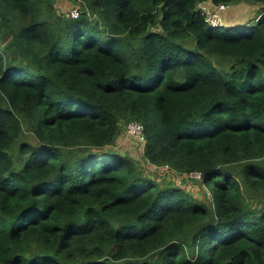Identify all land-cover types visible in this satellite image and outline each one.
Masks as SVG:
<instances>
[{
	"label": "trees",
	"instance_id": "1",
	"mask_svg": "<svg viewBox=\"0 0 264 264\" xmlns=\"http://www.w3.org/2000/svg\"><path fill=\"white\" fill-rule=\"evenodd\" d=\"M74 1L0 0V264H264V6L214 28L202 4L242 0ZM132 121L209 199L105 149Z\"/></svg>",
	"mask_w": 264,
	"mask_h": 264
},
{
	"label": "rangeland",
	"instance_id": "2",
	"mask_svg": "<svg viewBox=\"0 0 264 264\" xmlns=\"http://www.w3.org/2000/svg\"><path fill=\"white\" fill-rule=\"evenodd\" d=\"M55 6V11L59 15H67L72 10L81 9L83 10V3L80 1L74 0H52ZM205 7H208L212 11L216 12L217 7L213 6L211 3L207 2L204 4ZM264 5L257 4L251 0H242L241 2H237L231 5L226 6L223 10H218V17L220 18L221 22L224 23L225 26H237L242 25L241 27L247 25L248 23H253L254 20L258 17L261 8ZM54 11V12H55ZM222 28V27H220ZM155 30V29H154ZM10 34L6 32L3 27L0 26V47L3 50L9 43ZM214 62L218 65L225 66L229 64V61L224 58H215ZM29 136V138H28ZM31 135L27 131L25 138L22 141L29 140L30 142L35 141L34 138L30 137ZM140 135L136 134L135 132L132 133L128 126H122V132L118 137L117 141L114 145L106 147L105 149H110L117 151L123 155H127L133 159H136L137 162L142 164L143 169H141L142 173L146 176H149L151 179L158 181L161 185L164 186H179L181 188H185L186 190L194 193L197 197L201 196L202 199H209L208 189L206 187L202 188L205 189V192H201V185L199 184V179L201 175L199 173H193L191 175L187 174H180L177 173L175 170H171L168 167L163 168H156L151 166L148 163H144L143 159V145L141 142ZM18 146L16 147V149ZM74 153L77 151L74 150ZM255 208H261L260 202L255 199L252 202ZM260 206V207H259ZM80 264V263H79Z\"/></svg>",
	"mask_w": 264,
	"mask_h": 264
},
{
	"label": "built area",
	"instance_id": "3",
	"mask_svg": "<svg viewBox=\"0 0 264 264\" xmlns=\"http://www.w3.org/2000/svg\"><path fill=\"white\" fill-rule=\"evenodd\" d=\"M205 4V3H204ZM204 4H202V9L204 10L205 15L207 16V21L210 23V25H212V27L214 28H220V27H225L224 23L221 22L220 18L218 17V10H223L226 8L225 5H221L218 6L217 11L214 12L211 9H209L208 7H205ZM78 10L74 9L71 11V14L73 16H77L78 15ZM128 129L132 132V133H136L138 135H140L141 140H145L143 133H144V126L137 122V121H132L129 123L128 125Z\"/></svg>",
	"mask_w": 264,
	"mask_h": 264
}]
</instances>
